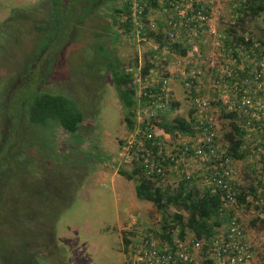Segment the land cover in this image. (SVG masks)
<instances>
[{
    "label": "rangeland",
    "instance_id": "obj_1",
    "mask_svg": "<svg viewBox=\"0 0 264 264\" xmlns=\"http://www.w3.org/2000/svg\"><path fill=\"white\" fill-rule=\"evenodd\" d=\"M231 1L214 0L211 10L215 30L221 32L224 37V29L234 21ZM45 2L46 0H0V154L10 148V152L15 156L22 154V157H25L28 152L32 156L29 158L31 164L25 166L26 168L19 165L21 163L17 159L12 160L13 165H18L17 168L14 167L17 179L15 177L16 180H9L6 191L3 189L0 194L2 221L12 220L17 211L14 203L8 202L10 199L15 204L28 201L32 197L37 201L41 199L38 191L46 187L51 190L50 196L46 197L50 199L51 210L48 217H41L42 221H39L34 237L40 239L43 230L47 237L36 244L33 241L30 246L32 250L44 256V261L39 264H121L122 237L135 227L156 229L160 216L151 202L136 199L133 180L126 179L117 172L118 168L130 170L129 166L117 157L118 143L127 136L128 131L123 124V110L106 68V59L118 60L128 68L134 63L142 67L145 59L151 60L155 68L150 74L157 77L160 73L173 70V61L177 54L163 47L158 48L156 42L141 37L134 29L129 33L119 32L103 15L104 10L108 8L101 6L99 13L83 11L77 21L72 23L68 21L74 20L75 16L70 18V13H67L66 17L62 18L61 33L49 42L44 54L35 62L33 59L36 56H32L27 61L28 66L22 68L29 53L38 54V49L34 46L42 35L34 28L35 21L32 20L35 13L32 11L45 12ZM159 10L151 9L145 19L147 23L152 22L156 26L158 23L162 24L163 31V22H166L172 13ZM26 16L27 18H24ZM242 29L244 36L247 34L254 39L264 38V11L248 19ZM197 39L190 35V40L185 44L186 49H190ZM226 59L227 55L219 69L224 68ZM208 63L209 60L203 58L201 72ZM218 65L214 63V75L219 74V69H215ZM206 75H209V72H206ZM147 79L144 83L154 86L151 79ZM169 81L175 84V90L169 92L166 107L160 112L161 118L165 121H170L176 116L188 118L190 103L186 93L174 76H171ZM198 85L200 88L205 85L207 89H200V94L211 101L205 115L214 122L218 147L223 150L224 133L228 131L229 126L227 120L221 119L219 115L220 108L222 111L227 110V100L230 99L231 93L219 83L213 86L208 81L205 84L198 82ZM43 91L80 99L84 117L81 128L83 133L80 137L82 144L80 143L79 149H75V139L68 137L59 128L53 129L54 133H48L45 129L39 135H31L27 140L29 147H25L27 141L23 140L24 137L21 139V135L28 136L29 129L33 128L25 123L24 103L34 92ZM209 91L213 94L211 97ZM170 102L176 105L170 107ZM224 103L226 106L222 105ZM251 133L259 138L253 141L264 142L259 133ZM15 139L21 140L24 146L21 144L19 148ZM52 142H55V146ZM167 144L164 147L169 151L172 147H167ZM247 145L251 148V144ZM49 157L57 158L58 162L66 161V166L59 168L60 171L57 172L54 171L56 168L51 166L47 171L49 179L43 182L39 171L42 168L34 164L37 159L38 163L48 162ZM179 164L180 169L189 175H198L201 172L200 165L190 159L180 160ZM231 166L233 180L241 187L255 184L257 179L264 181L262 176L253 171L259 164L251 155L244 160H231ZM179 173L177 167L168 169L159 179L160 185L170 191L176 185ZM230 207L243 224L254 248V264H264V228L257 223L250 225V220L261 216L262 213L253 203L249 206H235L233 202ZM166 210L169 213L180 212L173 206L167 207ZM131 219L136 220L134 226L129 225ZM32 223L33 220L28 224ZM36 223L38 225V222ZM17 232L13 236L7 225L0 224V252L10 254L13 249H22V228Z\"/></svg>",
    "mask_w": 264,
    "mask_h": 264
},
{
    "label": "trees",
    "instance_id": "obj_2",
    "mask_svg": "<svg viewBox=\"0 0 264 264\" xmlns=\"http://www.w3.org/2000/svg\"><path fill=\"white\" fill-rule=\"evenodd\" d=\"M187 0H137V5L141 8L140 21L144 24L146 23V16L151 11V9H157L159 11L165 9L166 12H171L169 17L174 19L176 18V13L173 12L174 8H181L182 3ZM56 0H46L44 3L46 8H43L44 11H32L35 13V18L32 20L35 21L34 28L41 34L42 37L39 39L34 48L43 49L45 45H48L54 37L59 34L62 25L55 24L59 22V10L57 8ZM113 15L107 17V20L111 22V25H114L119 29V32L129 33L135 26L131 19V6L132 0H113ZM234 21L224 29L225 39L224 42L227 45L229 50H233V46L242 44L243 47L250 52L249 56H255L256 59L264 56V38H252L250 35H243L245 32L242 29V26L248 19H252L258 16L264 11V0H232ZM159 8V9H158ZM193 8H196V5H193ZM42 9V8H38ZM107 16V15H106ZM24 18H27L24 17ZM167 21V20H166ZM164 23L165 30H170V27H167V23ZM47 25H50L49 27ZM112 26H110L111 28ZM162 24L158 23L156 26V31L148 30L146 27L141 29L139 34L141 37L152 39L156 42L158 48L163 47L165 50L177 54L178 56L185 55L186 48L182 40L179 38L176 41H170L165 33L161 32ZM186 31L184 27L177 28L179 32ZM241 30V31H240ZM61 33V32H60ZM34 54V53H33ZM30 54L24 59L22 68L27 67V61L33 56ZM232 55H236L235 52H232ZM106 68L109 70L110 78L113 83L116 95L118 97L120 106L123 110V124L127 131H131L134 126V111L137 105V101L141 104L147 103V99L140 97L143 91L146 93H156L158 91V86L160 84V78L153 76L150 72L154 71L155 64L153 61L145 59L142 67L138 66L137 63H134L133 66L124 67L118 60H109L106 59ZM139 67V72H136V68ZM250 66H248V69ZM27 70V68L25 69ZM238 77L232 76L228 78V85H232L236 78L241 77V72H238ZM139 76L141 78V92L140 95H136V88L134 84V78ZM150 78L154 83V86L144 85V81ZM144 86V87H143ZM237 87L241 85L236 82ZM138 98V99H137ZM81 99H83L81 97ZM211 103V101H210ZM26 109L25 113V123L28 126H31L33 129H29V134L21 135V139L25 142L28 140V137L31 135H39L45 129L47 132H53V129H61L68 137L75 139V149H79L81 142V133L82 123H83V112L80 108V99L78 97H71L62 93H50V92H34L32 95L28 96L25 100ZM176 103L170 102L169 106L174 107ZM226 106L225 103L222 104ZM221 105V106H222ZM220 106V107H221ZM224 109V108H223ZM189 111L188 118L174 117L170 121H165L161 118L162 114L157 112V116H154L152 120L153 125L158 128H162L165 133L169 134L171 137H175L174 134L178 137H185L188 134H193L198 125L197 120L195 119L193 113ZM156 117V119H155ZM221 119L227 120V125L229 129L224 133L225 145L222 150L221 155L227 157L230 160H240L248 158V155L251 154L250 148L247 144H251L253 140H258L252 135V130L246 131L243 127V121H240L237 118V112L234 109H222L220 108ZM142 127H144L142 125ZM260 130L254 128L256 132L259 133L264 138V124L260 126ZM247 139V141H246ZM22 140V141H23ZM152 140H156L153 138ZM19 148L21 147V140L18 141L15 139ZM151 140H147L146 145H149ZM57 144V142H56ZM24 146V144H22ZM52 145L55 146V142H52ZM256 145L264 146L262 143L257 142ZM25 147H29L28 141ZM95 149V147H93ZM151 150H156V146L153 145L150 147ZM11 149L8 148L5 153L0 154V174L3 173L8 177V179H3L4 191H6L7 184L9 180H16L17 172H11L6 170L7 164L17 168L13 165L12 160L17 159L23 166L30 165L31 162L29 158L32 156L28 152L25 157H22V154L15 156L10 152ZM171 156L174 158L177 157V154L172 151ZM48 162L40 161L38 159L34 165L41 167L39 170L41 172V179L43 182L49 179V174L47 173L52 167H55V172L60 171L59 168H64L66 166V161L58 162L57 158L51 159ZM259 164L258 168L253 169L256 175L262 176L264 178V156H261L260 161H257ZM55 163H57L55 165ZM170 163L169 158L165 156V160L161 164L165 167ZM52 166V167H51ZM129 166L130 170L125 171L124 169H117V172L123 175L126 179L133 180V190L136 199L145 200L151 202L157 212L159 213V220L157 222V228L153 233L161 240L170 242L174 236L181 237L185 231H190L197 238L204 237L207 239L210 234H212L215 228L222 224L225 219V216L233 214L232 208L229 206L228 210L222 207L223 200L221 191L216 188L211 190L203 186L201 183V175L190 174L185 176L180 168H177L180 173L178 174V180L174 188H171L170 191L162 187L159 183V179L162 177L161 174L151 173L145 175L142 170L138 167V164H134V167ZM132 168V169H131ZM16 177V179H15ZM0 182V186L2 185ZM58 187V186H57ZM246 188V189H245ZM241 187L234 180L231 182V189L234 198V205L249 206L251 203L254 204L255 208L260 210L262 213L261 216H257L254 219L250 220V225L254 226V223H257L261 228H264V181L257 179L254 183L249 184L247 187ZM51 191V190H50ZM50 191L46 187L38 191L41 195V199L35 201L29 199L24 202H15L10 199L8 202L14 203L15 211L14 217L12 220L2 221L3 212L1 210L0 204V224L8 226V230L12 231L13 236L16 235L17 230L22 228V236L24 238V244L21 250L13 249L10 254L6 252H0V264H39V262L44 261V256L32 250L31 243L33 241L38 243L41 239L46 238L47 234L43 231L42 237H34V233L39 227V221L41 222L42 216H47L51 208L49 207V200L46 199L47 196H50ZM247 197V199H246ZM0 198L1 195H0ZM1 200V199H0ZM173 206L180 210V212H167V207ZM33 220L34 223L29 225V221ZM38 222V225L37 223ZM48 221L46 220V224ZM26 228H29L26 230ZM31 228V229H30ZM125 233V232H124ZM132 231H129L126 235H133ZM125 238L122 237V240Z\"/></svg>",
    "mask_w": 264,
    "mask_h": 264
},
{
    "label": "built area",
    "instance_id": "obj_3",
    "mask_svg": "<svg viewBox=\"0 0 264 264\" xmlns=\"http://www.w3.org/2000/svg\"><path fill=\"white\" fill-rule=\"evenodd\" d=\"M213 3L214 0H187L182 3L181 8H174L176 18L174 19L172 15V18L169 17L166 21L170 30H161V32L173 42L179 38L177 28L184 27L189 34L193 31L206 35V38L211 39L210 45L214 49L224 51L223 36L210 24ZM193 5H196V8H193ZM162 11L166 12L164 8ZM140 14L141 8L137 5V0H132L131 19L136 32L139 33L144 27L156 31L154 23L143 24L140 21ZM206 38H202L203 43H206ZM234 52L236 55H230L224 68L219 69V74L213 75L214 78H211L210 82L213 86L219 83L230 91L231 97L227 100L228 109L237 112V118L243 121L246 131L256 132L254 128L260 130V126L264 124V56L259 59L254 55L250 57L251 53L247 52L242 44L235 45ZM185 54L175 56L172 71L157 76L160 78V84L154 94L143 91L140 95L141 78L139 76L134 78L136 95L146 98L147 103L141 104L137 101L133 117L134 126L118 143L117 157L132 168L137 163L145 175L154 172L162 176L170 168H180V160L190 159L201 167L198 175H201L203 186L211 190L218 188L221 191L222 207L228 210L234 201L231 189L233 169L231 160L221 155L222 150L218 147L214 122L205 115L210 101L200 94L198 85L202 76L200 70L203 63L202 53L197 48H190L186 49ZM208 67L213 68L214 63L209 61ZM136 72H139V67L136 68ZM238 72H241V77L236 78L232 85H228L227 79L236 75L238 77ZM171 76L176 78L181 89L186 93L190 109L198 123L194 133L185 137L174 134L173 138L150 121L157 112H161L166 107ZM236 82L241 87H237ZM144 85L149 86V83ZM153 138L156 140H152ZM147 140H151L149 145H146ZM169 141L170 145L167 144ZM257 142L251 143L250 155L256 161H260L261 156H264V146L256 145ZM165 144L172 148L167 151ZM262 144L264 145V142ZM153 145L156 146V150H151L150 147ZM172 151L177 154L176 158L171 156ZM165 156L170 161L167 167L161 164ZM181 171L185 176L189 175L183 169ZM135 224L136 220L131 219L129 225ZM154 230V227H135L133 235L124 237L126 241L122 244L121 264H254V248L235 213L227 214L222 224L217 226L207 239L197 238L192 232L185 231L181 237L174 236L168 242L159 239L153 233Z\"/></svg>",
    "mask_w": 264,
    "mask_h": 264
},
{
    "label": "flooded vegetation",
    "instance_id": "obj_4",
    "mask_svg": "<svg viewBox=\"0 0 264 264\" xmlns=\"http://www.w3.org/2000/svg\"><path fill=\"white\" fill-rule=\"evenodd\" d=\"M57 2V8H58V12L60 14L59 16V22H57L56 24L58 26H60L59 24H63L62 18L66 17L67 13H70V18L74 15L75 19L68 21V22H76L77 18H79V16L82 14L83 11H89V12H96L99 13V10L102 6V8H108V10H104L103 15L106 17H110L113 15L112 13V9L114 5H112L114 2L113 0H56ZM87 11V12H88ZM107 19V18H105ZM67 22H65L66 24ZM70 23V24H71ZM49 45V43H48ZM45 45V47L43 49L41 48H37L38 49V54H33V56H36L33 61H38L39 58L44 54V50H47V46ZM46 59V58H45ZM34 66V64H32V67ZM6 170L11 171V172H16L15 168L13 166H7ZM8 179V177L6 175H4L3 173L0 174V182L3 181V179ZM4 186H3V182L2 185L0 186V194L3 192ZM44 231V230H43Z\"/></svg>",
    "mask_w": 264,
    "mask_h": 264
},
{
    "label": "crops",
    "instance_id": "obj_5",
    "mask_svg": "<svg viewBox=\"0 0 264 264\" xmlns=\"http://www.w3.org/2000/svg\"><path fill=\"white\" fill-rule=\"evenodd\" d=\"M213 19H214V17L210 18V24L215 26V24L213 23ZM221 30H223V29H221ZM178 33H179V40H182L184 45L190 40V35H194L195 38H198V39L196 40L197 41L196 43L193 42L191 48H197L203 54L204 57L203 56L202 57L204 59L212 61V62L214 61L215 64H219L218 66L215 67V69H219L220 66H222V62L224 61V58H225L226 54L228 53L226 49L224 51L220 52L219 50L214 51L213 49L209 48V47H212L210 45L211 39L206 38V35H203L199 32L195 33L193 31H191L190 32L191 34H189L188 32H186L184 30L182 31V29H180V31ZM203 37L206 38V43H203V41L201 40ZM185 39H186V41H184ZM224 45H226V44L224 43ZM225 62H227V59ZM207 67H204V71H202V76H200L199 83L203 82V84H205L206 82L210 81L211 77L214 75L213 68H207ZM206 72H209V75H206ZM212 78H214V76ZM174 85L175 84L173 82L169 83L170 91L175 90V87H173ZM200 89L207 90L205 88V85L202 86V88H200ZM208 93H209V97H211L213 95L211 91H209Z\"/></svg>",
    "mask_w": 264,
    "mask_h": 264
},
{
    "label": "clouds",
    "instance_id": "obj_6",
    "mask_svg": "<svg viewBox=\"0 0 264 264\" xmlns=\"http://www.w3.org/2000/svg\"><path fill=\"white\" fill-rule=\"evenodd\" d=\"M212 17H214V16H213V15H211V16H210V18H212ZM214 27H215V26H214ZM220 33H221V32H220ZM221 35L223 36V38H222V41H223V44H224V43H225V42H224V39H225V37H224V35H223V34H221ZM225 44H226V43H225ZM224 47H225V49L227 50V52H229V51H230V52H231V54H232V52H234V46H233V50H229V48H227V46H226V45H224ZM185 48H186V47H185ZM225 49H224V50H225ZM231 54H230V55H231ZM226 55H227V58H229V57H230V55H229L228 53H227ZM161 111H162V110H161ZM177 171H178V169H177ZM132 232H133V230H132ZM125 236H126V235H124V236H123V238H124ZM122 241H123V240H122Z\"/></svg>",
    "mask_w": 264,
    "mask_h": 264
}]
</instances>
